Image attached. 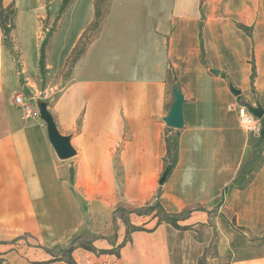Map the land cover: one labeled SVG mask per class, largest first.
<instances>
[{
	"label": "crops",
	"instance_id": "crops-1",
	"mask_svg": "<svg viewBox=\"0 0 264 264\" xmlns=\"http://www.w3.org/2000/svg\"><path fill=\"white\" fill-rule=\"evenodd\" d=\"M2 3L17 7L13 48L0 27L5 264H26L23 246L66 250L116 208L133 210L152 200L168 213L194 210L191 225L205 242L198 257L214 235L203 224L219 220L211 210L221 202L223 214H233L248 240L264 241V159L245 186H235L262 139L245 132L237 111L228 108L240 101L264 106V0H109L98 35L75 62L74 52L95 20V0H73L63 14V0ZM54 23L42 72V42ZM13 49L21 52L19 61ZM176 86L186 99L179 130L163 120ZM19 94L34 105L48 104L61 134L71 138L73 157H58L47 124L25 115L14 98ZM167 129L179 134V154L160 185ZM170 235L177 229L166 222L153 232L135 231L120 254L135 264L151 241L160 255L167 254ZM233 242L232 234L210 264H264V245L236 253Z\"/></svg>",
	"mask_w": 264,
	"mask_h": 264
},
{
	"label": "rangeland",
	"instance_id": "rangeland-1",
	"mask_svg": "<svg viewBox=\"0 0 264 264\" xmlns=\"http://www.w3.org/2000/svg\"><path fill=\"white\" fill-rule=\"evenodd\" d=\"M10 8L15 11L14 22L16 24L17 7L15 4H12ZM47 27V22H44L42 31H45V28ZM56 28L57 23H54L53 27L50 29L52 31L51 35L49 36V41H51L53 32ZM95 35L96 34L93 33H87L83 37L79 48L84 46L90 39H93ZM10 38L11 41L6 43V45L10 48H13L15 30L12 32ZM13 53L16 55L17 60L19 61L21 52L19 50L13 49ZM240 102L245 103V101ZM255 102L249 103L255 104ZM263 159L264 141L258 139V142L254 147L253 159L243 165L241 174L235 180V186H245L251 177L254 176L259 164ZM156 202H158V200L149 201L141 207L135 208L133 210L123 207L116 208L113 210V216L109 218L108 221L101 220L100 222H97L96 225L100 228H97L92 232L82 231L80 236L66 250L45 253L39 249H36L35 251L34 249H31L27 246H23L21 248V252L19 253L26 260V264H68L65 261L53 260L60 257L67 259L69 257L67 250L74 246L75 249L72 255L78 264H128L125 257L121 254L120 256H117L113 254H101L99 252V250L102 249L115 248L122 242L125 234L123 237H120V231L122 226H126L124 221L125 218H134L135 225L144 226L145 228L154 227L159 218L166 219L167 216H176L179 219V224L182 226L191 225V222H193V219L191 220L190 217L193 216L194 210L186 209L179 214H174L168 213L165 209H151V207L156 204ZM223 205L224 203L221 202L216 208L211 210V213H213L214 217H220L219 220H216L215 218L209 219L203 224V226L208 227V229L214 233L213 240L210 242V245L203 250V255L198 257L201 251L202 243L205 242L202 240L200 233H197L196 229L191 227V229L188 230L177 229V235L169 236V251L167 254L160 255L159 251H156L154 248L155 242H149L148 245H150L151 248L149 247L150 249L146 254H138L140 256L137 260H135V264H210L211 260L220 256L219 248L221 249L223 244H227V238L232 234L235 235V242L232 243V246L236 253H243L246 251L247 247L256 250L261 249L262 245H264V241L258 239L248 240L247 234H245V227L237 224L233 214H230L229 217L223 214L221 211ZM102 225L108 226L107 231L103 229ZM182 247L185 249L182 250ZM89 248H95L97 251H92ZM132 251L133 256L136 255L135 249ZM0 264H5L4 259L0 258Z\"/></svg>",
	"mask_w": 264,
	"mask_h": 264
},
{
	"label": "trees",
	"instance_id": "trees-1",
	"mask_svg": "<svg viewBox=\"0 0 264 264\" xmlns=\"http://www.w3.org/2000/svg\"><path fill=\"white\" fill-rule=\"evenodd\" d=\"M73 0H63V4L61 7V11L60 13L63 14L67 7L69 6V4L72 2ZM109 0H95V20L93 21V23L89 26V28L87 29V31L84 33L83 37L88 33H93L96 34L95 37L98 35L100 27H101V23L104 17V14L106 12V5L108 3ZM14 14L15 11H13L10 6L9 7H4L2 0H0V27L3 31V35H4V42L5 44L11 41V34L12 32L15 30L16 28V24L14 22ZM51 31L50 30L47 34V36L44 38L43 42H42V47H41V56H40V69L42 72H44L45 70V64H46V60H47V53H46V47L49 41V36L51 35ZM82 37V39H83ZM94 37V38H95ZM90 39L84 46L80 47L81 42L79 43V46L77 47V49L74 52L73 58H72V62H75L80 56H82L87 47L89 46V44L94 40ZM81 39V41H82ZM254 71V70H253ZM254 72L252 75V82H254ZM262 124H263V129H262V133H261V139L264 141V117L262 118ZM166 144H167V154L165 156L164 162H165V168L168 165H171V168L173 169L175 167V165L177 164L178 161V154H179V134L172 132L171 129H167L166 131ZM263 161V160H262ZM261 161V163H262ZM261 163L259 164L257 170L259 169ZM171 169V170H172ZM253 177H251L252 179ZM250 179V180H251ZM249 180V181H250ZM154 208H159L161 210H164L163 206L159 203L156 202V204H154L151 209ZM140 213V212H139ZM125 225H126V234L125 237L123 239V241L118 244L115 248H111V249H102L99 250V252L101 254H113V255H117L120 256V251L121 249L127 245L129 242L132 241V233L135 231H147V232H153L155 229H157V227L162 224L164 221L171 224L174 228L178 229V230H188L191 229V225H186V226H182L181 224H179V219L176 216H167L166 219L163 218H159L157 223L155 224L154 227L152 228H145L144 226H138L135 225L131 222L130 218H125ZM75 247L72 246L67 250V253L69 255V257L67 259H63V258H56L53 261H65L68 264H78V262L75 260V258L73 257L72 253L74 251ZM92 251H97L95 248H89ZM221 264H230V263H221Z\"/></svg>",
	"mask_w": 264,
	"mask_h": 264
},
{
	"label": "water",
	"instance_id": "water-1",
	"mask_svg": "<svg viewBox=\"0 0 264 264\" xmlns=\"http://www.w3.org/2000/svg\"><path fill=\"white\" fill-rule=\"evenodd\" d=\"M213 72L216 74L219 73L218 70H213ZM231 91L236 96L241 94V90L235 88L234 86H231ZM173 95V104L167 115L164 116L163 120L168 127L179 130L185 125L184 104L186 99L182 91L177 86L173 90ZM244 104L258 118L262 119L264 117V106L260 101H256L255 104H251L249 102H245ZM37 106L40 111L41 119L47 124L48 137L58 157L62 160L73 157L76 154V151L71 144V138L70 136L61 134L53 118V115L48 110V104L46 102L40 101L37 103ZM171 169V165H168L165 168L159 181L160 185H163L166 182L169 174L171 173Z\"/></svg>",
	"mask_w": 264,
	"mask_h": 264
},
{
	"label": "built area",
	"instance_id": "built-area-1",
	"mask_svg": "<svg viewBox=\"0 0 264 264\" xmlns=\"http://www.w3.org/2000/svg\"><path fill=\"white\" fill-rule=\"evenodd\" d=\"M15 101L23 107L26 116H40L38 106L27 100L23 94L17 95ZM228 108L237 111L240 126L245 132L261 136L263 129L262 119L255 116L244 103L230 104Z\"/></svg>",
	"mask_w": 264,
	"mask_h": 264
}]
</instances>
